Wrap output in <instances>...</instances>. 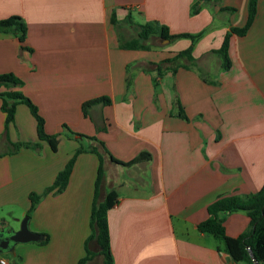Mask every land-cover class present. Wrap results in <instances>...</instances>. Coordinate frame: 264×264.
Returning <instances> with one entry per match:
<instances>
[{
    "label": "crops",
    "instance_id": "crops-1",
    "mask_svg": "<svg viewBox=\"0 0 264 264\" xmlns=\"http://www.w3.org/2000/svg\"><path fill=\"white\" fill-rule=\"evenodd\" d=\"M195 4L199 10L191 15ZM11 16L23 21L25 40L0 33V75L22 82L9 90L35 105L57 145L53 152L38 140L24 104L15 107L6 131L0 109V229L17 230L27 216L29 229L43 235L42 242L16 245L11 259L4 253L0 259L77 264L86 250L96 253L97 245L87 244L91 208L112 189L116 202L107 224L113 264H245L233 262L223 242L197 225L217 198L252 194L264 183V0H257L245 35H230L226 71L211 51L231 28L245 25L248 0H0V20ZM149 22L171 35L202 32L192 46L194 63H163L160 77L154 68L190 47L187 38L150 37L158 42H146L148 50L120 47L119 39ZM102 97L109 105H95L85 117L82 103ZM176 100L183 118L176 116ZM102 119L106 130L97 131ZM28 142L39 148L12 152L13 144ZM80 145L102 158L98 188L99 157L88 150L76 154ZM142 152L150 160L130 167L108 157L128 162ZM74 155L64 189L45 193ZM30 194L40 197L32 211ZM223 218L228 237L249 228L243 212Z\"/></svg>",
    "mask_w": 264,
    "mask_h": 264
},
{
    "label": "trees",
    "instance_id": "trees-1",
    "mask_svg": "<svg viewBox=\"0 0 264 264\" xmlns=\"http://www.w3.org/2000/svg\"><path fill=\"white\" fill-rule=\"evenodd\" d=\"M256 6L257 0H248V17L245 25L242 28H231L230 31L224 35L220 47L217 50L211 51V53L213 55H216L220 60V68L223 71L228 70L231 65L230 59L228 57V45L230 35H245L253 21L256 12ZM198 10V4H195L191 9V15L197 14ZM110 21L114 26H116L117 28L119 27V23L116 21L114 14L111 16ZM124 23L131 25L130 18H125ZM135 28L136 29H133L132 31V36L128 40L119 39V44L121 48L127 50H148L149 47L146 45V42L150 37H158L163 40H168L169 42L181 38H187L191 42L190 47L177 53L175 57H173L171 60H166L162 63L154 64V68L157 72L158 77L162 75L161 64L163 63L172 62L173 64L178 66L176 62L182 59L189 63H194L195 60L192 58L191 55L192 46L201 37L202 32L195 35H171L169 34L168 29L165 26H159L158 24L152 22L145 23L144 25H138ZM0 33H11L15 35L18 41L22 44L25 40L26 28L21 18L17 16H11L9 18L0 20ZM21 85L22 82L12 74L0 75V87H4L6 89L5 91L0 92V109L5 115V131L7 130L8 124L12 123L14 120L15 107L18 104H24L29 109V112L36 121V133L38 140L48 143L51 150L53 152L56 151V135L48 136L45 134L44 121L39 116L38 110L35 105L20 92L9 90L16 87H20ZM109 103V99L106 97L92 99L82 103L81 111L83 115L87 117L88 110L91 107L95 105H100L104 107L106 105H109ZM174 106L177 110L176 116L183 118L182 111L177 100L175 101ZM102 121L103 126L98 128L97 131L106 130L105 120L102 119ZM64 129L67 128L64 126ZM69 135L71 137L77 138L78 140L83 138L87 140H95V138L85 137L72 132H70ZM12 147V152H15L21 147L35 150L39 148V145L28 142L13 144ZM87 150L96 154L99 157L100 166L96 180V188H98L103 178L102 158L95 148L85 149L81 145L77 150L76 154L82 153ZM75 155L68 161L64 169L57 174L52 187L45 190V193L50 192L53 188L56 187L59 192L64 189L67 184L72 165L74 163ZM108 157L112 163L121 165L123 167H130L132 165L141 162H147L150 160V155L146 152L138 154L135 158L128 162H119L113 159L111 156ZM39 199L40 197L38 195H29V200L31 202L30 211L34 209ZM115 202L116 195L114 190L112 189L107 192L103 202L97 203L96 201H93L90 218L91 235L87 240V244L90 241H95L98 250L94 254H91L88 250H86V256L79 260L77 264H87V262L92 257H99L101 260V264H113L110 250L107 212L115 204ZM235 212H243L247 215V217L249 218V228L246 232L239 235L238 237L232 238L228 237L225 234L223 227V217L227 214ZM207 215L208 217L197 225V230L201 233L210 234L214 238L222 241L225 251L228 253L233 262L245 264H264V183L257 192L252 194L241 196H223L217 198L213 203H211L207 207ZM248 250L251 251V256Z\"/></svg>",
    "mask_w": 264,
    "mask_h": 264
},
{
    "label": "water",
    "instance_id": "water-1",
    "mask_svg": "<svg viewBox=\"0 0 264 264\" xmlns=\"http://www.w3.org/2000/svg\"><path fill=\"white\" fill-rule=\"evenodd\" d=\"M163 42H168L163 40ZM29 217H24L19 224V228L14 230L9 226L0 229V254L12 253L14 247L20 244L40 243L43 241V235L32 232L28 226ZM249 254L251 256V251Z\"/></svg>",
    "mask_w": 264,
    "mask_h": 264
},
{
    "label": "rangeland",
    "instance_id": "rangeland-1",
    "mask_svg": "<svg viewBox=\"0 0 264 264\" xmlns=\"http://www.w3.org/2000/svg\"><path fill=\"white\" fill-rule=\"evenodd\" d=\"M133 29H136L135 27L134 28H132V30ZM121 32H123L125 35L127 34V32H125V30H122ZM152 43V44H156L157 42H158V40L156 39V38H153V39H151L150 41L148 40L147 41V43ZM209 60H211V58L209 59ZM92 243L95 245V241H92ZM3 256L5 257V258H7V259H11V257H10V254H8V253H5V254H3ZM99 258V257H98Z\"/></svg>",
    "mask_w": 264,
    "mask_h": 264
},
{
    "label": "built area",
    "instance_id": "built-area-1",
    "mask_svg": "<svg viewBox=\"0 0 264 264\" xmlns=\"http://www.w3.org/2000/svg\"><path fill=\"white\" fill-rule=\"evenodd\" d=\"M0 264H6L4 260L0 259Z\"/></svg>",
    "mask_w": 264,
    "mask_h": 264
}]
</instances>
